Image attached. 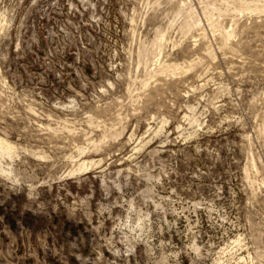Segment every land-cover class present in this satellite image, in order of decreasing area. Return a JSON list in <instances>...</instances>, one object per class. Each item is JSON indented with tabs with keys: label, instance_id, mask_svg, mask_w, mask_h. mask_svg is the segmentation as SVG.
Listing matches in <instances>:
<instances>
[{
	"label": "rangeland",
	"instance_id": "rangeland-1",
	"mask_svg": "<svg viewBox=\"0 0 264 264\" xmlns=\"http://www.w3.org/2000/svg\"><path fill=\"white\" fill-rule=\"evenodd\" d=\"M0 264H264V0H0Z\"/></svg>",
	"mask_w": 264,
	"mask_h": 264
}]
</instances>
